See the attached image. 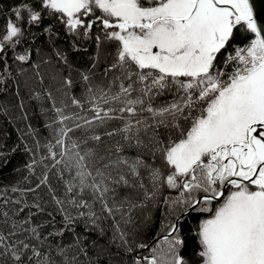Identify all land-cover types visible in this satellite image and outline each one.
<instances>
[{"label": "snow or ice", "instance_id": "6c2138e0", "mask_svg": "<svg viewBox=\"0 0 264 264\" xmlns=\"http://www.w3.org/2000/svg\"><path fill=\"white\" fill-rule=\"evenodd\" d=\"M11 13L0 25L2 71L8 51L17 62L30 59L16 46L45 16L77 37L99 29L116 45L107 85L83 74L85 97L71 98L80 111L52 102L59 127L49 158L52 167L63 165L61 179L70 174L68 203L89 209L79 217L99 219L96 202L109 216L120 211L128 201L116 205L117 186L142 189V206L163 203L175 219L151 247L137 245L149 254L133 264H264V25L252 0H19ZM47 181L45 175L40 183ZM52 199L66 224L73 223L65 201ZM32 207L43 211L39 203ZM186 216L195 224L191 257L180 227ZM29 223L14 222L7 237L0 233V257L12 264H76L63 246L42 250ZM120 238L128 245L123 232Z\"/></svg>", "mask_w": 264, "mask_h": 264}, {"label": "trees", "instance_id": "16d2710c", "mask_svg": "<svg viewBox=\"0 0 264 264\" xmlns=\"http://www.w3.org/2000/svg\"><path fill=\"white\" fill-rule=\"evenodd\" d=\"M18 2L0 0V25L12 15L11 8ZM29 2L38 3V0ZM97 35L101 37L99 42ZM25 50L30 53L26 63L17 62L13 52L8 51L3 65L7 71L0 70V233L7 237L14 222L29 220L24 226L37 227L44 241L42 250L63 246L70 256L75 255L76 264H133L134 257L149 254V249L137 245L143 242L151 247L164 234L163 224L175 219L166 214L167 206L148 201L144 207L142 189L117 186L116 205L125 199L128 201L120 211L109 216L96 202L92 210L99 219L93 223L87 215L81 218L78 213H87L89 209H79L68 203L65 182L70 174L64 172L63 179L60 178L63 165L52 167L48 151V146L55 144L54 129L59 127L53 123L57 119L52 109L53 100L59 107L69 105L65 109L67 112L80 111L71 106V98L84 99L83 74H90L95 84L107 85L113 73L105 74V69L114 62L115 43L105 40L104 33L96 28L88 37L74 36L61 22L45 16L43 24L31 27L16 46L17 53L23 54ZM66 80H71V87L65 84ZM160 100L156 98L157 103ZM82 114L90 115L88 112ZM74 135L79 136L80 132ZM53 150L59 152L60 148L56 146ZM45 175L48 181L41 184ZM144 182L151 188L146 173ZM14 188L17 191H13ZM21 190H24L23 195ZM53 194L65 201L63 208L76 217L70 225L66 224L64 213L52 199ZM163 195L175 196L176 193L166 191ZM84 199L91 203L89 196ZM34 203H39L43 211L32 207ZM108 203L112 205L113 200L109 199ZM20 208L24 210L20 212ZM5 212L7 217L3 215ZM180 227L186 239L185 252L191 257L197 247L194 232L189 231L195 228L192 217H184ZM121 232L128 245L123 244ZM23 236L28 237L29 233ZM126 247L133 251L127 252ZM0 264H12V261L9 257H0Z\"/></svg>", "mask_w": 264, "mask_h": 264}, {"label": "water", "instance_id": "95a60500", "mask_svg": "<svg viewBox=\"0 0 264 264\" xmlns=\"http://www.w3.org/2000/svg\"><path fill=\"white\" fill-rule=\"evenodd\" d=\"M254 4V13L258 18V22L264 25V0H252Z\"/></svg>", "mask_w": 264, "mask_h": 264}, {"label": "rangeland", "instance_id": "374dc122", "mask_svg": "<svg viewBox=\"0 0 264 264\" xmlns=\"http://www.w3.org/2000/svg\"><path fill=\"white\" fill-rule=\"evenodd\" d=\"M31 78V76H29Z\"/></svg>", "mask_w": 264, "mask_h": 264}]
</instances>
